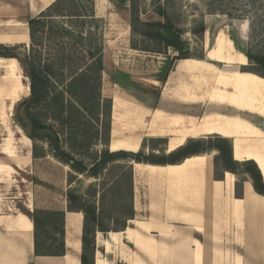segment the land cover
<instances>
[{"label": "crops", "instance_id": "crops-1", "mask_svg": "<svg viewBox=\"0 0 264 264\" xmlns=\"http://www.w3.org/2000/svg\"><path fill=\"white\" fill-rule=\"evenodd\" d=\"M54 1L7 0L0 5V46L26 44L16 40L12 26L17 22L25 25L30 44L28 19ZM104 43L101 93L112 100L110 151L137 152L146 140L144 151L149 153L153 150L150 139H166L153 151L164 149L169 153L189 138L214 134L190 132L208 116L247 119L263 129L258 119L264 121V115L233 104L227 97L233 88L217 82L215 71L205 72L199 63L202 58L181 57L174 47L166 53L134 49L129 39L114 48L106 39ZM241 55L248 60L243 52ZM216 63L230 68L224 62ZM114 140H136L137 149H111ZM0 154L1 159L9 160L3 152ZM204 154L178 164L118 161L132 165L135 214L124 229L95 233V264H264V219L260 232L255 234L245 212L234 209L244 200L250 179L243 180L241 196L237 197L236 175L225 171L223 179H215L214 152L212 157ZM30 202V211L35 207L65 211L66 253L35 255L34 225L27 213L23 210L32 227L26 239L16 229L8 228L14 227V218L0 210V235L13 239L20 251L1 248L0 264H81L83 212L68 210V200L56 207Z\"/></svg>", "mask_w": 264, "mask_h": 264}, {"label": "trees", "instance_id": "trees-1", "mask_svg": "<svg viewBox=\"0 0 264 264\" xmlns=\"http://www.w3.org/2000/svg\"><path fill=\"white\" fill-rule=\"evenodd\" d=\"M123 5L130 2V26L131 31L144 40L155 44L153 47L142 46L131 40L134 49L166 53L169 47H174L181 53V57H189L184 54L183 46L171 41L164 33L169 28V16L163 12L167 22L144 21L140 18L139 0H111ZM30 34L29 55L25 60L21 59L15 50L7 51L5 46L0 47V56L7 59L15 57L19 60L25 75L29 78L30 94L17 106L15 119L19 126L29 136L33 143V157H41L36 151L35 140L41 133L46 134L52 144L54 157L71 166L81 174H90L94 177H102L109 171L111 164H120L118 161L134 160L151 164H178L185 158L193 155L211 153L214 155L215 179H223V173L229 171L236 176L242 174V179L236 181V196H241V182L250 179L254 189L264 195V174H262L257 162L252 159L236 160L233 157V142L230 138L219 134H210L200 138H189L184 145L166 153L159 149L153 150L157 143L166 142V139H150L151 150L144 151L147 141L143 142V148L137 152L115 151L108 148L111 126L112 100L105 98L101 93L102 74L104 70V33L101 26V18L96 14L95 0H55L38 15L28 19ZM83 28V29H81ZM204 26L201 30L204 31ZM69 35L71 38L65 37ZM50 37L57 41L58 50L55 57L43 59L38 45L43 44V39ZM81 44L86 49L90 61L80 71L74 72L70 78H63V71L58 67H72L77 62V45ZM243 52L242 50H239ZM252 63L253 68L243 71H251L264 77V54L243 52ZM62 82L64 89L55 87L57 80ZM46 109L45 119L55 122L74 123L80 121L77 114H87L95 122L94 142L102 144L100 151L89 153L87 162L84 159H76L71 152L65 151L61 145V138L55 131L49 129V125L42 119L41 111ZM264 129V125H263ZM72 152L84 147L82 137L71 135L68 139ZM156 143V144H155ZM120 176L115 178L112 185L103 188L99 202L87 201L82 195L75 196L68 193V210L81 211L84 214L81 264H95V233L97 231L108 232L124 229L129 219L134 217L133 207V172L132 165L120 164ZM125 179V183L120 181ZM123 186L126 189L124 194ZM109 188V189H106ZM111 192L112 204L107 205L106 194ZM121 194L122 202L120 212L123 219L118 227L113 226L116 216L113 211L115 200ZM34 225V252L37 256H62L66 253L65 243V211L48 210L35 207L32 211H25Z\"/></svg>", "mask_w": 264, "mask_h": 264}, {"label": "rangeland", "instance_id": "rangeland-1", "mask_svg": "<svg viewBox=\"0 0 264 264\" xmlns=\"http://www.w3.org/2000/svg\"><path fill=\"white\" fill-rule=\"evenodd\" d=\"M5 2L7 0H0V5ZM138 4L140 7V18L144 21L166 23L168 20L162 13L165 12L169 16V28L164 29L163 33L171 41L182 45L183 48H187V51H184L186 56L204 57L210 60L209 52L216 46L220 38L224 41V56L230 59L236 60L240 58L242 55L239 50L264 54V0H139ZM119 6H121L120 9L117 7V3L111 0H95L96 9L98 7L97 16L101 18L104 42L106 39L112 48L122 46L123 42L128 39L130 44L132 40L142 46H155L151 41L144 40L137 34L132 33L130 2ZM2 14L0 12V15ZM202 25L205 28L204 31L201 30ZM65 37L67 39L71 38L69 35ZM57 43L50 37L43 39V44L37 46V49L42 53L43 59H49L57 55ZM77 48V57L79 59H77L74 66L61 68L57 66L60 71L59 75L63 71V78H70L76 70L80 71L83 65L90 61L86 49L81 44H78ZM29 49L30 44L27 46L24 43L6 47L7 51L15 50L23 60L28 57ZM178 52L182 56L180 51ZM1 59L3 57L0 56ZM246 63L244 67L247 69L253 68L249 60L246 59ZM218 64L221 65V63ZM19 65L21 67L20 62ZM22 71L25 75L23 69ZM26 78L29 82V78L27 76ZM55 87L61 90L64 89L62 82H59V80L55 83ZM28 96H22L13 103L11 116L5 125L0 122V144L4 142L7 128L15 134L19 131L24 132L16 121L15 114L18 104ZM46 111L45 108L42 109L41 117L49 125V129L59 134L61 145L65 151L71 152L76 159H84L86 162L88 161L87 156L89 153L100 151L102 144L99 142L93 143L95 122L90 116L77 114L76 116L80 121L74 123L55 122L51 119H45ZM258 121H262L264 124L263 119L259 118ZM71 135L82 137L84 147L81 150H75L74 152L70 150L68 139ZM47 139V135L41 133L35 140L36 151L42 156L33 157L32 174L19 171V178H26L25 182L20 184L19 182H10L6 179L0 181L1 211H7L6 209L9 206H16L28 211L29 209L24 204L27 195L23 193V190L30 191V199L37 205L61 206L66 200L69 201L68 193L75 196L82 195L87 201L98 203L103 188L107 187V185H112L115 178L120 176V164H111L109 171L105 172L102 177H94L90 174L77 172L71 166L54 157L55 150ZM157 144L163 146L165 143L160 142ZM213 152L214 155L218 153L216 150ZM0 155L2 156V154ZM242 177V174L236 176L237 180L242 179ZM121 183H125V179L121 180ZM123 190L125 194L126 189L124 186ZM106 196L108 197L105 201L106 204L111 205L112 197L114 198V196L111 192H108ZM115 197L117 199L115 200V211L113 213L116 216V222L112 225L118 227L123 219L119 206L122 198L121 194Z\"/></svg>", "mask_w": 264, "mask_h": 264}, {"label": "bare ground", "instance_id": "bare-ground-1", "mask_svg": "<svg viewBox=\"0 0 264 264\" xmlns=\"http://www.w3.org/2000/svg\"><path fill=\"white\" fill-rule=\"evenodd\" d=\"M12 30L14 31L16 40L18 42L26 41V45L29 44L25 33V25L17 22L12 26ZM209 59L210 60L206 58L199 59V63L204 65L206 69L205 72L211 74L212 71H215L217 73V82L221 83L223 86L230 85L233 88L234 91L227 96L228 99L241 109H249L263 116L264 77L254 72L243 71L242 69L237 68L238 65L246 64L247 58L240 56V58L233 60L229 57H225L224 41L222 38H220L216 46L209 52ZM217 61L224 62L231 68L225 69L220 67L216 63ZM0 72V120L6 124L11 116L13 103L18 98L20 99L22 96L29 95L30 84L27 81L26 76L23 74L19 62L15 57L1 59ZM260 126L247 119H232L223 116L213 119L212 117L208 116L203 121H201L200 124L194 125L190 132L195 135L211 132L214 134L219 133L225 137H231L233 139L234 158L238 160L245 158L252 160L254 159L256 160L261 171L264 173V130ZM120 147L137 149V141L114 140L112 142L111 149L115 150ZM0 151L7 155L9 159L6 161L0 158V181L6 179L10 182H19L20 184L25 182L26 178L20 179L18 174L19 171H22L23 173H31V171H33L31 138L22 131H19L17 134H15L7 128V135L3 144H0ZM212 155L213 154L211 152L208 154L205 153L202 156L212 157ZM196 164L198 165V163ZM231 175L232 173L229 177H231ZM23 193L27 195L24 203L26 207L30 208L31 193L27 190H23ZM234 209L238 210V212L244 211L250 220V227L254 230L255 234L260 232L262 221L264 219V195L258 193L254 189L250 180L246 183V195L244 200L237 202V204L234 205ZM6 210L14 218V227H10L11 225H8V228L16 229L27 239L31 233L32 227L28 216L23 212L22 209L16 206H9ZM243 226H245V224ZM16 247L17 245L13 239L7 235H0V249L7 248L11 251L16 250L17 252H20Z\"/></svg>", "mask_w": 264, "mask_h": 264}, {"label": "water", "instance_id": "water-1", "mask_svg": "<svg viewBox=\"0 0 264 264\" xmlns=\"http://www.w3.org/2000/svg\"><path fill=\"white\" fill-rule=\"evenodd\" d=\"M126 3H129V2H126ZM183 51H187V48H184ZM262 174H264L263 171H262Z\"/></svg>", "mask_w": 264, "mask_h": 264}]
</instances>
